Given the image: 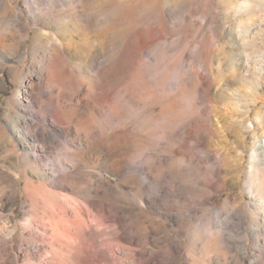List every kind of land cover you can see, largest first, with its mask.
Here are the masks:
<instances>
[{
	"label": "rangeland",
	"instance_id": "1",
	"mask_svg": "<svg viewBox=\"0 0 264 264\" xmlns=\"http://www.w3.org/2000/svg\"><path fill=\"white\" fill-rule=\"evenodd\" d=\"M13 1L24 10L34 3ZM138 1L84 0L73 15L42 0L25 12V24H0V256L7 264H26V253L45 246L37 233L49 238L26 228V188L41 187L51 200L86 205L103 242L115 232L134 238L124 244L133 259L264 264V171L253 172L250 161L254 135L264 139V43L247 46L264 42V6L246 26L231 11L235 0H145L131 10ZM12 14L11 1L0 0V18ZM70 42L82 51H69ZM58 45L66 48L56 65L61 83L46 75ZM37 78L40 103L54 98L62 121L85 136L81 153L38 104L26 110L28 123H17L22 86ZM26 142L38 147L39 169L49 158L57 170L32 171Z\"/></svg>",
	"mask_w": 264,
	"mask_h": 264
},
{
	"label": "bare ground",
	"instance_id": "2",
	"mask_svg": "<svg viewBox=\"0 0 264 264\" xmlns=\"http://www.w3.org/2000/svg\"><path fill=\"white\" fill-rule=\"evenodd\" d=\"M10 1L13 6V14L10 18L9 16H2L0 18V24L4 23L5 25H21V22L25 24V12L32 13L35 10L34 5L39 6V2L42 0H33L34 3L29 4L26 10L22 9L16 1ZM46 1L48 2L49 6H69L70 8H72L73 15L77 14L76 10H78L80 4L84 2V0ZM142 5H146L145 0H139L138 3L132 6L131 10L137 9ZM262 6H264V0H235L231 11L233 14H239L240 17L244 20L243 24L248 26L254 23V17L257 15V10H261ZM93 13H96V11L94 10ZM27 35L28 30L26 31V38ZM67 37L70 41L72 40V35L67 34ZM26 38H24L20 43V47L22 49L25 48ZM255 43L260 44L264 42H262L260 38H258L257 41H253V39H250V42L247 43V46H255ZM76 46L77 44L74 45L70 42L68 44L69 51L73 50L77 54V52L82 51L84 47L83 45H79L77 47ZM65 49L66 48L64 45H58L50 55L51 65L49 66L46 75L51 78L50 81L52 82L55 81L57 83H61L63 81L62 69H59L56 65L59 60L64 58L66 53ZM39 82L40 78H37L35 82H33V79H31L30 83L22 86L23 90H21V95L26 104L24 105L25 109L23 108V111L21 110L22 115L20 118H18L17 123H28L29 115L27 114L26 110H30V108H32V104H38L40 108V114H49L56 120V122H58V124H60V126H58L51 122L53 131L57 132L59 136H72L73 142H75L78 150L80 151L82 147V138L85 136L79 133L75 126H73L71 123L67 124L62 121L64 120L63 113L61 112L60 107H58V105L56 104L54 98H46V102L44 104L40 103V100L37 99V97L33 93L34 86H36V83ZM238 108L245 110V114H248L249 112V106L247 105L243 104L242 106H238ZM30 125L34 127L32 123ZM61 125H64V127ZM262 136L263 135L261 134L254 135L253 138L254 145L250 153V161L253 167V172L255 169L264 171V139L261 140L263 138ZM256 141L259 142V144ZM23 147L25 148L24 151L26 153V157H28L29 165L31 162V166L29 168H31L32 171L38 172L41 170L42 172H48V170H51L55 172L57 170V165L53 161H50L48 157L47 158L49 162H47L43 168L41 167L39 169V166L36 164V148L38 147L36 145H30L27 142L23 145ZM40 149L42 148L40 147ZM57 161L59 163L58 166L63 164L61 158H58ZM16 168L18 171H20L18 165H16ZM140 173L144 177L146 176L145 174H143V172ZM56 175L64 177V174H60V172H57ZM252 183L253 179H250L249 184ZM25 193L26 199L29 202L30 214V221L26 228H30L31 225L37 226L41 228L43 232L49 234V238H46L47 236L44 237V235L37 233L39 234V236H41L46 244L44 243L45 246L42 247L38 252L26 253L23 256V259H21L22 261L24 260L26 264H162V262H164V264L180 263L178 256H174L173 254L172 256L166 255L164 258L159 256V260L157 263H154V258L152 256L147 257L142 253L138 254L136 259H133V256L128 253L129 251L127 249V246H125L124 244H130L131 240L134 238H127L126 235L115 232L111 233V236L109 237L107 242H103L102 240H100L98 233L101 231L102 225H99L98 222H96L97 225H93L94 219L88 216L90 213L86 205L80 202L70 203L68 201L63 202L60 200H51V198L54 197V194L44 187H41L39 190L38 188L37 190L26 188ZM131 227L132 226L130 225V228ZM92 228L96 231V233L93 234L89 232V230ZM119 230H123V227ZM0 233L2 234V232ZM133 236H135V234H133ZM104 250H106L105 253ZM14 261L16 262L15 257ZM0 264H7V261L5 260V258H3V256H0Z\"/></svg>",
	"mask_w": 264,
	"mask_h": 264
}]
</instances>
